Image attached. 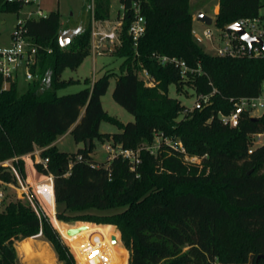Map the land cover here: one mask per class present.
<instances>
[{"label": "trees", "instance_id": "trees-1", "mask_svg": "<svg viewBox=\"0 0 264 264\" xmlns=\"http://www.w3.org/2000/svg\"><path fill=\"white\" fill-rule=\"evenodd\" d=\"M133 0L125 6L120 44L112 55L122 58L120 72L107 71L77 92L58 94L78 82L63 79L66 68L76 69L90 53V30L79 29L64 47L59 44L60 16L56 10L45 17L26 19L24 27L34 49L30 70L35 74L26 90L17 94L16 82L3 89L0 75V161L41 148L46 168L34 167L53 179L55 205L66 210H114L112 213H56L65 222L82 220L85 228L74 235L57 219L62 237L73 242L79 233L99 229L115 235L129 252L128 264H264V145L253 148L250 134L264 133V113L251 119L245 114L237 127L223 125L216 114L228 112L231 97L254 96L264 79V58H230L209 55L192 39L193 15L189 0H141L146 20L136 46L127 34ZM261 0H219L214 22L223 27L238 18L255 15ZM20 2L0 0V13H17ZM93 18L110 17L109 0H93ZM156 56L177 57L199 72L181 71L161 64ZM146 69L156 81L146 86L137 71ZM115 78L113 100L134 116L120 122L107 114L101 103L110 78ZM181 92L184 85L195 93H211L210 104L187 110L168 95L169 85ZM118 126L107 134L101 121ZM83 146L66 153L53 145L69 129ZM156 134L179 138L184 152L161 144L155 154L145 146ZM94 139H111L114 146L139 149L135 165L122 156L97 162L92 156ZM196 156L190 162L184 155ZM24 174L23 161L18 164ZM0 178L11 181L9 172ZM53 216V215H52ZM41 232L63 264H75L51 221L39 219L29 203L6 204L0 210V264H18L15 240L36 238ZM23 248V246H22ZM24 250V248H23ZM114 257L124 256L117 238L111 245Z\"/></svg>", "mask_w": 264, "mask_h": 264}, {"label": "built area", "instance_id": "built-area-1", "mask_svg": "<svg viewBox=\"0 0 264 264\" xmlns=\"http://www.w3.org/2000/svg\"><path fill=\"white\" fill-rule=\"evenodd\" d=\"M8 1L20 2L23 7L31 5H36L37 7H35L34 10L27 11L24 16L18 17L14 30L10 33L9 43L0 46V75L3 78V89L8 87L9 79H15L18 68L22 66H26V79L31 81L36 77L30 70V65L34 58V49L29 45L24 24L26 19H38L46 16L38 5L39 0ZM261 1V5L255 15L241 17L223 27H217L220 44L216 48L214 56L230 58H264V0ZM120 6L122 13H120L115 20H97L93 18L90 30V49L95 54L100 55L106 43L114 44L118 42L120 44V35L123 29L125 12V6L122 4H120ZM218 9L219 7L216 9L215 14H217ZM130 10L132 17L127 27V34L132 39L133 45L136 46L138 39L144 34L146 29V20L141 13V0H133L130 5ZM214 23V18H212V23L210 25L205 24L207 27L203 31L204 38L209 41H213V34L209 27ZM232 24H238L249 36L258 39L262 44L258 42L249 44L234 30H228V27ZM191 32L193 33V31ZM156 57L161 64H173L174 67L181 71L184 77L187 72H199V69L189 68L184 60L177 57ZM137 75L146 86L152 87L156 84V81L144 68L138 70ZM215 91V88H213L211 93H195V102L192 108H187V110L201 109L210 104V97ZM229 101L232 103L230 110L226 113L219 111L216 114L223 125L237 127L244 114L251 119L260 117L264 113V79L260 82L259 90L256 95L231 97ZM249 136L252 145L249 147L248 153H251L253 148L264 145V133H252ZM159 138L160 141L158 143L153 142L152 145L145 146L151 154H155L161 144L184 152L183 144L179 138H171L163 135H159ZM106 148L109 154L112 155V158L115 156H122L128 159L133 165L139 162V149H126L119 145L114 146L110 143H108ZM40 151L41 148H35L31 153L19 156L15 155L0 161L1 170L9 172L12 177L11 181H5L0 178V204L6 198L5 188L11 187L18 191L19 197L25 198L26 202L30 204L39 219L41 216H44L50 221H53V217L56 219V213H54L55 203L52 176L50 174L42 175L39 172L40 174L32 179L27 173L28 161L40 163L46 168L47 159L40 156ZM197 158L196 156L184 155V159L190 162H195ZM19 160L23 161L24 174L17 165ZM78 226L80 225H69L68 229ZM40 235L41 232L36 236ZM113 236L117 238L118 242L120 241V237L117 234L116 236H111L103 233L99 229L92 230L82 235L72 243L63 239L70 246V249L75 252L78 264H118L111 253Z\"/></svg>", "mask_w": 264, "mask_h": 264}, {"label": "rangeland", "instance_id": "rangeland-1", "mask_svg": "<svg viewBox=\"0 0 264 264\" xmlns=\"http://www.w3.org/2000/svg\"><path fill=\"white\" fill-rule=\"evenodd\" d=\"M110 3V20H115L116 17L120 15L121 6L120 0H109ZM38 5L43 10L44 15H47L50 11L56 10L59 12L60 16V32H65L67 30L79 31V29H85L88 25L91 26L93 20V0H39ZM189 9L193 15L192 22V39L194 42L202 49L203 52L214 55L216 48L220 44L218 39V28L212 24L209 28L213 34V41H209L204 38L203 31L207 27L204 23L197 20V14L199 12L215 18V11L219 7V0H189L188 1ZM36 5L22 7L17 13H0V46L6 45L9 43L10 33L14 30V27L17 23L18 17H22L29 10H34ZM119 46L118 42L114 44L106 43L102 48L100 55L95 54L91 49L90 53L84 58L82 63L76 69L66 68L62 73L63 79L74 78L78 82L69 84L62 89H59L57 93L66 94L77 92L80 89L84 88L86 83L84 80H88L91 84L96 78L106 73L107 71L120 72V64L122 63V58L112 55V51ZM26 66L18 68L16 72V91L17 94L23 93L28 83L30 82L25 77ZM115 78H110L109 87L106 93L101 97L102 107L107 114L116 117L120 122L127 123L134 120V116L126 111L123 107L118 105L112 98V90L114 88ZM168 95L170 97L176 98L179 102L185 105L187 108H192L196 95L192 87L184 85L181 92H177L175 85L171 84L168 87ZM99 130L101 132L112 134L118 132L119 128L117 125L101 121ZM160 134H156L154 142L158 143L160 141ZM58 140V149L66 153L76 152L78 148L82 147V143H76L70 133H64L56 138ZM111 139L103 140L102 142L98 139H94V148L92 149V156L97 162H107L108 159L112 158V155L109 154L106 146ZM54 142V141H53ZM53 144V143H52ZM153 144V143H152ZM151 144V145H152ZM156 145V144H155ZM190 156V155H188ZM34 161H31V163ZM195 162H200V159L197 158ZM33 169V168H31ZM6 198L0 204V210H3L7 203L10 201L16 202L21 201L26 203L25 198L19 197V193L16 189L11 187L5 188ZM50 192V191H49ZM51 195V194H50ZM114 210H104L97 211L94 209H86L82 211H70L66 210L63 205L54 204V213L62 212L67 215H76L79 213H96L97 214H107L112 213ZM53 217V216H52ZM57 219V218H56ZM62 224L69 225H81L83 223H89L97 225V227L105 226L106 224L94 223L82 220H69L68 222L57 219ZM55 230L61 237L63 244L68 248L69 252L72 253L74 257L75 264L77 263V258L75 252L70 249V246L65 242L59 230L56 228L54 217L51 221ZM111 226L112 231L120 237V233L114 225L107 224ZM85 235L84 233H79L78 237ZM75 238V240L77 239ZM34 240V241H33ZM120 247L125 250V255L115 257V260L118 264H128L129 252L125 248L121 238L119 239ZM25 245L26 251L23 250L22 246ZM14 248L18 256V264H63L58 260L56 251L52 247L51 243L47 241L43 236H37L36 238H28L22 240L14 241Z\"/></svg>", "mask_w": 264, "mask_h": 264}, {"label": "water", "instance_id": "water-1", "mask_svg": "<svg viewBox=\"0 0 264 264\" xmlns=\"http://www.w3.org/2000/svg\"><path fill=\"white\" fill-rule=\"evenodd\" d=\"M197 20L206 24V25H210L212 23V18L210 16H207L204 13L199 12L197 14ZM234 30L236 33H238L242 39L246 40L249 44L253 43V42H258L261 43L258 39L249 36L238 24H232L228 27V30ZM78 33V31H74V30H67L65 32H60L58 35V39H59V44L60 46L64 47L65 45H67L70 40L72 39V37H74L76 34ZM262 44V43H261ZM85 226L84 225H80L78 227L75 228H69L67 230V233L69 235H74L76 233H78L79 231H81L82 229H84ZM114 236L112 237V242H114Z\"/></svg>", "mask_w": 264, "mask_h": 264}, {"label": "crops", "instance_id": "crops-1", "mask_svg": "<svg viewBox=\"0 0 264 264\" xmlns=\"http://www.w3.org/2000/svg\"><path fill=\"white\" fill-rule=\"evenodd\" d=\"M72 78V77H71ZM74 79V78H73ZM15 80V82H16V79H14ZM7 86V85H6ZM16 86H17V82H16ZM99 128H100V126H99ZM70 130H71V128L66 132V133H70ZM63 135V134H62ZM53 145H58V140L57 139H55V141L53 142ZM36 148H39V147H36ZM31 168H33V169H31ZM27 173H28V175H29V177L30 178H32V179H34V178H36V175L38 176L40 173L36 170V168L34 167V163L32 162L31 163V161H28V163H27ZM54 220H56L55 218H54ZM27 239V238H26ZM34 241V240H33ZM23 248H24V251H26V247H25V245L23 246Z\"/></svg>", "mask_w": 264, "mask_h": 264}]
</instances>
